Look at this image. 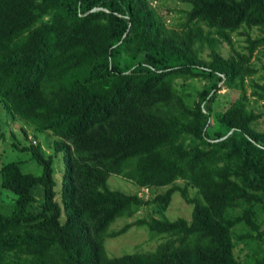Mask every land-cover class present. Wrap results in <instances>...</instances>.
Returning <instances> with one entry per match:
<instances>
[{"label":"trees","instance_id":"1","mask_svg":"<svg viewBox=\"0 0 264 264\" xmlns=\"http://www.w3.org/2000/svg\"><path fill=\"white\" fill-rule=\"evenodd\" d=\"M176 1L183 18L168 27L151 0H0L1 107L51 137L48 151L15 144L39 174L19 161L0 166L1 188L14 195L0 211V264H264V82L250 80L246 93L264 48V0ZM239 30L242 51L233 48ZM222 41L232 55L218 51ZM199 78L206 84L187 90ZM221 87L242 92L216 110ZM250 95L263 111L247 106ZM110 174L165 190L112 189ZM174 192L190 220L164 215ZM144 207L158 215L109 229ZM143 225L167 238L151 251L107 254L106 238Z\"/></svg>","mask_w":264,"mask_h":264},{"label":"rangeland","instance_id":"2","mask_svg":"<svg viewBox=\"0 0 264 264\" xmlns=\"http://www.w3.org/2000/svg\"><path fill=\"white\" fill-rule=\"evenodd\" d=\"M152 5L156 8L158 14L162 17L165 24L168 27H172L177 23L181 18H183V13L181 10L186 7L184 4L176 0H151ZM252 37L260 35V30L256 27H253L247 30ZM233 48L237 51H242L246 43V35L239 30L236 33H233ZM218 51L223 56H230L233 53L232 47L229 46L226 42H220L218 45ZM209 48L204 46L201 51V56L207 59V53ZM255 66L258 69L256 75L252 77H247V86L246 93L249 95L252 87L250 86V80L257 82H264V48L261 47L256 50L252 58ZM207 80L204 79H195L189 82L187 90H192L194 87L199 88L206 84ZM241 92L236 87H221L216 96V101L214 102V109H221L227 105L230 101H234L237 97L241 95ZM249 108H253L255 111H263L261 102H253V99L250 95V102L247 105ZM0 117L2 130L4 132L3 137L0 138V166L8 161H19V166L22 172H28L33 174H39L41 172V166L37 164L33 159H30L29 153L27 151H21L16 148L15 144L19 146L34 144L35 142H41L44 150L48 151V143L51 138L49 134L35 132L33 128L27 126L18 119H12L8 113H6L0 104ZM264 126V116L260 118L256 124V127L262 128ZM25 132V133H24ZM62 155L57 154L53 160L54 168V179L55 186L54 190L56 192V200L60 202V188H61V174H62ZM1 181V177H0ZM107 184L112 189H118L126 193L137 192L139 195L148 197L154 195L158 192H163L165 188H157L154 190H147L146 188H137V186L116 175L110 174L107 180ZM34 195L41 199V196L38 194L42 193V186L36 185L33 188ZM191 196L196 195V192L193 189H189ZM14 199L13 193L8 189L1 188L0 185V211L3 213H9L12 209V201ZM191 206L187 204L181 195L178 192H174L172 195L171 202L167 209L164 211V215L170 219H176L178 217L186 218L190 220L191 218ZM148 215L157 216L158 213L154 212L153 209L148 207L142 208L131 218L118 217L113 221L109 229L116 230L123 226L128 221H132L138 217H146ZM64 219V214H61V220ZM167 238V234L156 235L150 237V232L146 226H132L126 232L115 236L108 237L105 240L106 252L109 256H119L124 253L131 252H147L154 250L156 245ZM235 253L242 255L243 250L240 249V245L236 246Z\"/></svg>","mask_w":264,"mask_h":264},{"label":"water","instance_id":"3","mask_svg":"<svg viewBox=\"0 0 264 264\" xmlns=\"http://www.w3.org/2000/svg\"><path fill=\"white\" fill-rule=\"evenodd\" d=\"M263 229H264V222H263V224L260 227V230H263Z\"/></svg>","mask_w":264,"mask_h":264}]
</instances>
